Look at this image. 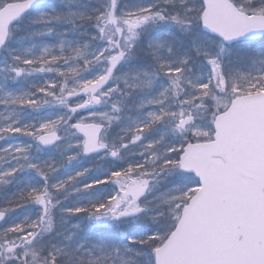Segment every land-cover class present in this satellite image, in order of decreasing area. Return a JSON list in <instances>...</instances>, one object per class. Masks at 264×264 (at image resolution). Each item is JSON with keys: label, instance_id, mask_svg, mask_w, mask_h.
I'll list each match as a JSON object with an SVG mask.
<instances>
[{"label": "snow or ice", "instance_id": "snow-or-ice-1", "mask_svg": "<svg viewBox=\"0 0 264 264\" xmlns=\"http://www.w3.org/2000/svg\"><path fill=\"white\" fill-rule=\"evenodd\" d=\"M0 264H264V0H0Z\"/></svg>", "mask_w": 264, "mask_h": 264}]
</instances>
